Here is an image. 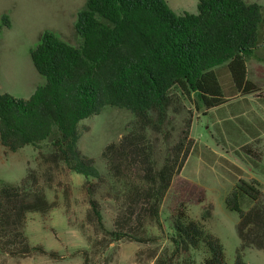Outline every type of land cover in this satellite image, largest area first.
I'll return each instance as SVG.
<instances>
[{
    "label": "trees",
    "instance_id": "1",
    "mask_svg": "<svg viewBox=\"0 0 264 264\" xmlns=\"http://www.w3.org/2000/svg\"><path fill=\"white\" fill-rule=\"evenodd\" d=\"M3 25L11 27L7 16ZM74 33L77 45L46 31L31 50L45 83L30 98L0 94V146L10 153L32 146L44 163L82 176L89 222L97 223L105 243L165 241L154 253L155 264H227L220 240L189 214L190 207L206 203V191L181 176L193 151L187 104L200 113L259 95L247 63L264 44V7L198 0V14H177L166 0H88ZM107 108L129 111L134 121L103 150L102 173L78 144L81 122ZM185 112L190 118L175 137L173 119ZM248 148L241 147L248 160L258 161L260 154ZM102 189L114 206L111 229L102 218ZM226 207L239 215L238 264H245L243 252L264 250L263 186L240 180ZM55 208L31 171L19 184L0 182V255L59 259L26 235L30 215L46 219ZM211 217L207 207L202 220ZM152 227L160 234L153 235Z\"/></svg>",
    "mask_w": 264,
    "mask_h": 264
},
{
    "label": "rangeland",
    "instance_id": "2",
    "mask_svg": "<svg viewBox=\"0 0 264 264\" xmlns=\"http://www.w3.org/2000/svg\"><path fill=\"white\" fill-rule=\"evenodd\" d=\"M87 1L0 0V94H9L18 99L30 97L29 91L35 84L32 82L29 87L27 82L30 68L36 71L31 50L37 47L46 31L55 33L71 45H77L74 26ZM166 1L177 14H198V0ZM245 1L264 7V0ZM5 16L11 23L10 28L3 25ZM261 55L264 56V51ZM255 65H261L264 73V63L251 59L248 62L250 78L263 87L264 78L261 76L264 74L254 72ZM41 79L44 81V78ZM239 99L236 101L240 102L225 105L222 110L201 109L200 113L187 104L192 111L189 139L193 141V155L189 156L181 172L183 177L205 189L206 203L190 207L189 214L193 219L200 220L220 240L227 264H238L240 240L237 232L239 215L227 209L226 201L240 180H255L264 188V136L260 141L246 144L250 134L238 130L242 124L246 127L247 123L253 122L255 113L264 120V112L253 102ZM241 111L245 114L239 118L237 116ZM189 116L185 112L173 119L175 137L182 128L183 120ZM133 121L134 116L129 111L112 108L82 121L78 144L80 154L92 159L95 166L105 173V163L101 158L103 150L126 135ZM246 146L260 154L258 161L251 162L248 150L241 149ZM29 171L36 174L40 189L56 208L46 219L38 214L30 215L26 235L32 245H42L48 251H55L60 258L55 260L33 254L24 259H13L0 255V264H84L85 252L89 255V264H155L154 253L158 252V247L167 245L165 241L161 244H139L128 240L105 243L107 240L103 239L97 223L89 222L90 205L82 176L68 172L62 166L44 163L39 151L32 146L16 153L7 152L0 146L1 183L19 184ZM104 193L105 189L99 191V203L104 224L111 229L114 206ZM207 207L211 208L212 217L203 221ZM150 231L153 235L160 234L153 227ZM241 260L245 264H264V250H246Z\"/></svg>",
    "mask_w": 264,
    "mask_h": 264
},
{
    "label": "crops",
    "instance_id": "3",
    "mask_svg": "<svg viewBox=\"0 0 264 264\" xmlns=\"http://www.w3.org/2000/svg\"><path fill=\"white\" fill-rule=\"evenodd\" d=\"M263 51H264V44H263L262 48L257 51L256 58H253V59L257 60L260 63H264V56L261 55V53ZM247 70H248V63H247ZM253 71L258 73V74H264L261 65H255L253 67ZM261 77L264 78V75H262ZM41 78H43V77L41 75H39V73L37 71H33V69L30 68V79L27 82L29 84V87L32 85V82L35 83L33 89L32 90L30 89V91H29V93H31L30 97L34 94V92L37 90V88L39 86H41L45 83V79L43 81ZM248 80L251 81L252 83H254L260 89L259 95H250L248 97L246 96V98L245 97H237L234 101H232L226 105L233 104L234 102H240V101H236V100L239 98H242L239 100H241L243 102H253L257 107L262 109V111L264 112V88H263L264 86L262 87V86L258 85L255 79L250 78V71L249 70H248ZM223 108L224 107H222L219 110H222ZM244 114L245 113H242V111H241V112H239L237 117L240 118ZM255 114H256V118L253 122H251L249 124L247 123L246 127L244 124H242L241 127L238 129L239 132H241L243 130V131L248 132L250 134V139L246 144H248L250 141L251 142L260 141L264 136V120L261 119L257 113H255ZM191 128H192V126H191ZM235 145H240V144L236 143ZM241 145H243V144H241ZM191 155H193V153H191ZM183 178H185V177H183Z\"/></svg>",
    "mask_w": 264,
    "mask_h": 264
}]
</instances>
